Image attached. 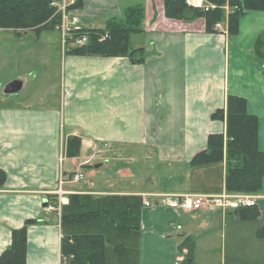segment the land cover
<instances>
[{
    "label": "crops",
    "instance_id": "crops-1",
    "mask_svg": "<svg viewBox=\"0 0 264 264\" xmlns=\"http://www.w3.org/2000/svg\"><path fill=\"white\" fill-rule=\"evenodd\" d=\"M138 4L145 8V20L143 31L131 35V46L144 49L145 61L78 55L65 48L59 96L51 93V78L42 75L48 61L35 62L34 78L22 86L28 81L34 91L44 87L38 103L12 98L6 86L0 89V168L7 173L0 188V255L12 244L13 230L32 219L26 264H60L62 213L45 206L56 200L64 177L69 195L147 196L152 205L143 203L138 251L131 254L135 264H181L179 245L189 236L198 263L203 262L199 254L211 258L217 251L221 264H264V239L258 237L264 228V179L254 193L261 214L253 220L240 219L241 208L175 210L156 205L154 195L227 191L226 146L222 162L194 167L191 161L208 147L212 134H224L227 142L230 95L245 98L248 113L257 116L264 152V59L255 53L264 9L246 10L237 34L229 32L228 18L212 30L203 17L168 18L165 0H82L77 14L85 29L98 30ZM224 9L230 11L228 4ZM221 109L225 117L215 118ZM71 137L81 140V149L71 159L75 169L68 171ZM93 165L103 173L93 187L70 186L73 173ZM214 236L219 247L211 245ZM118 262L132 264L130 257Z\"/></svg>",
    "mask_w": 264,
    "mask_h": 264
},
{
    "label": "trees",
    "instance_id": "trees-1",
    "mask_svg": "<svg viewBox=\"0 0 264 264\" xmlns=\"http://www.w3.org/2000/svg\"><path fill=\"white\" fill-rule=\"evenodd\" d=\"M54 0H0V29L16 34L34 30L38 34L55 29L58 17L51 3ZM216 8L204 11L194 8L187 0H165L168 18L194 21L205 18L207 28L214 29L218 22L228 18L229 32H239V22L246 10H263L264 0H212ZM228 4L227 13L224 6ZM82 6L77 0L76 8ZM57 18V19H56ZM145 8L142 4L130 6L122 17L110 18L104 29H84L89 35L87 44L71 48L70 53L78 55L129 57L133 62L145 61L143 48L131 46V35L143 31ZM108 35L105 40L101 36ZM255 53L264 59V32L255 42ZM227 142L224 134H212L208 147L197 153L191 165L203 166L224 160L227 148L226 188L229 193H250L260 191L264 179V152L258 145V118L249 114L245 98L230 95L227 104ZM215 118L223 119L225 110H219ZM81 140L68 139L67 155L79 156ZM7 181V173L0 168V188ZM141 196H96L92 194H71L69 204L62 210L63 238L62 256L65 264H119L137 252L135 245L141 232ZM242 220H253L260 216L257 207L239 210ZM36 220L12 232V244L0 255V264H26L27 229ZM264 239V228L258 231ZM183 253L181 264H201L195 260V241L185 237L179 245Z\"/></svg>",
    "mask_w": 264,
    "mask_h": 264
},
{
    "label": "rangeland",
    "instance_id": "rangeland-1",
    "mask_svg": "<svg viewBox=\"0 0 264 264\" xmlns=\"http://www.w3.org/2000/svg\"><path fill=\"white\" fill-rule=\"evenodd\" d=\"M20 35L21 36L16 35L13 31L0 29V89H3L6 84L14 79H19L24 82L28 77L34 78V74L36 73L33 71L36 67L35 62L48 61V66L50 67H44L42 75H47L49 79L51 78V85L54 87L51 93L55 94V96H59L61 93V82L59 80L60 76H58V69H60V61L62 60L60 57L61 50L62 52L63 50L65 51L61 32L55 28L44 30L40 34L34 30H29L28 35H26L21 31ZM67 48L76 47L74 44H69ZM57 80L59 81L58 85L56 84ZM27 82H25V86L18 93L12 95V98L19 96L24 99L27 98V100L29 99L28 102L38 103V96L44 87L41 88L39 85V88L34 91V84L32 82ZM98 156H101V154ZM102 157H100V159H104L106 155ZM72 158L74 157L67 158L64 164L65 169L68 171H73L75 169V163L71 160ZM139 163H136V169H138L137 166ZM86 164H88V162ZM93 170H96L94 165L92 167L80 169L81 172L85 173V178L81 181L73 182L70 186L75 188L93 187L92 182L95 184L98 182L99 178L103 177L102 171L98 173ZM98 174L100 175L98 176ZM218 244V236H214L211 245L212 247L215 245L219 247ZM203 245L204 243L201 247L202 250ZM134 258V255L130 256L132 264H135L133 262ZM199 258L203 261L199 262L201 264H221V255L217 251L214 252V256L211 258L209 256L205 257L204 252L203 254H199Z\"/></svg>",
    "mask_w": 264,
    "mask_h": 264
},
{
    "label": "built area",
    "instance_id": "built-area-1",
    "mask_svg": "<svg viewBox=\"0 0 264 264\" xmlns=\"http://www.w3.org/2000/svg\"><path fill=\"white\" fill-rule=\"evenodd\" d=\"M194 8H200L209 11L216 8V3L210 0H188ZM77 0H54L51 5L55 9V16L58 17L56 29L61 32L62 43L65 48L68 45L81 47L88 43L89 35L84 34V27L81 25L77 8L75 7ZM57 19V18H56ZM219 27V25H216ZM108 35L101 36V40H105ZM68 49V48H67ZM71 49V48H70ZM85 178V173L78 171L70 176V181L78 182ZM67 182L65 178H61L59 188L55 192L56 200L48 202L45 208L52 212L62 213L63 207L69 204V192L64 189ZM159 199L156 205L168 206L175 210H183L186 212H194L199 210H233L245 207H256L258 197L250 193H229L224 191L220 194L209 193H184V194H154ZM145 206H151L152 203L146 199V195H142ZM66 257L61 256L60 264H65Z\"/></svg>",
    "mask_w": 264,
    "mask_h": 264
},
{
    "label": "water",
    "instance_id": "water-1",
    "mask_svg": "<svg viewBox=\"0 0 264 264\" xmlns=\"http://www.w3.org/2000/svg\"><path fill=\"white\" fill-rule=\"evenodd\" d=\"M23 86V82L19 79L11 81L9 84L6 85L5 87V93L10 95V94H16L18 93ZM100 165H97L99 167Z\"/></svg>",
    "mask_w": 264,
    "mask_h": 264
}]
</instances>
